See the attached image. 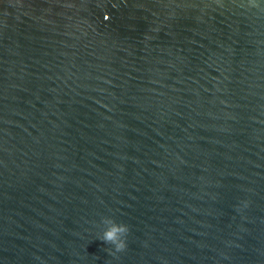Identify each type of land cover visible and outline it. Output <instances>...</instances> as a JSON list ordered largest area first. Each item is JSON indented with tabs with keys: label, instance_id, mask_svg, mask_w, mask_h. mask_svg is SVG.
I'll list each match as a JSON object with an SVG mask.
<instances>
[{
	"label": "water",
	"instance_id": "1",
	"mask_svg": "<svg viewBox=\"0 0 264 264\" xmlns=\"http://www.w3.org/2000/svg\"><path fill=\"white\" fill-rule=\"evenodd\" d=\"M255 4L0 0V264H264Z\"/></svg>",
	"mask_w": 264,
	"mask_h": 264
},
{
	"label": "clouds",
	"instance_id": "2",
	"mask_svg": "<svg viewBox=\"0 0 264 264\" xmlns=\"http://www.w3.org/2000/svg\"><path fill=\"white\" fill-rule=\"evenodd\" d=\"M250 6L256 7L255 0H249ZM102 223L105 227L102 230V234L99 239L104 244L111 245L112 247L107 249L110 253H119L125 250L126 237L129 233V227L123 222H116L112 217H102Z\"/></svg>",
	"mask_w": 264,
	"mask_h": 264
}]
</instances>
